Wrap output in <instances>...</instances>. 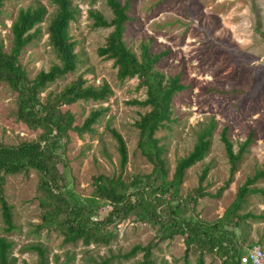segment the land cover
Wrapping results in <instances>:
<instances>
[{"label": "rangeland", "instance_id": "rangeland-1", "mask_svg": "<svg viewBox=\"0 0 264 264\" xmlns=\"http://www.w3.org/2000/svg\"><path fill=\"white\" fill-rule=\"evenodd\" d=\"M127 6L129 21L123 40L137 57L141 44L151 53L164 54L155 70L165 77L178 76L185 89L174 95L171 117L155 134L162 148L168 179L177 161L185 157L196 141L199 129L210 120L216 123L206 157L186 171L176 195L167 193L164 203H157L160 222L167 223L169 207L178 206L177 219L212 223L220 219L234 201L238 188L264 165V0H119ZM76 9L69 26L75 43L77 69L46 86L39 95L43 104L81 77L87 84H108L111 95L104 102H77L59 108L61 114L73 117V127L80 128L92 111H101L92 132L70 130L60 142L54 161L58 171L59 188L65 196L91 198L94 179L103 175L120 179L129 185L136 176H148L152 165L138 149L136 123L149 109L131 105L133 100L145 99V87L136 77L119 81L113 61L98 55L111 28H97L90 12L108 21L112 13L105 0H71ZM45 8L40 35L27 45L19 63L32 80L41 71L58 64L49 45L47 28L56 14L52 0H9L0 10V46L9 53L12 46L11 26L20 9ZM17 94L0 83V145L17 146L34 142L42 134L30 129L15 116ZM227 129V137L237 151L238 145L252 133L253 142L244 154L237 171L230 178L229 164L219 135ZM123 138L127 162L119 165L116 143L110 131ZM208 168L206 179L199 184L201 171ZM3 193L11 206L14 229L5 233L0 219V237L12 243V264H139L143 253L126 259L135 246L151 247L150 264H221L215 252H201L195 246L186 249L184 238L174 235L160 240L159 225L141 221L135 212L113 218L106 232L111 236L105 244L84 246L80 241L63 244L56 228L44 227L45 192L41 175L33 170L5 176ZM228 182V184H227ZM155 186V180H147ZM227 184V185H226ZM253 187L264 190V181ZM148 189V186H145ZM201 194V195H200ZM134 201V198H131ZM168 203V204H166ZM111 211L102 204L93 222L105 221ZM251 213L264 216V197L248 195L240 215ZM243 248L259 246L264 250V221L247 218L236 230ZM44 251L43 262L39 253Z\"/></svg>", "mask_w": 264, "mask_h": 264}, {"label": "trees", "instance_id": "trees-1", "mask_svg": "<svg viewBox=\"0 0 264 264\" xmlns=\"http://www.w3.org/2000/svg\"><path fill=\"white\" fill-rule=\"evenodd\" d=\"M6 1L9 0H0V10ZM105 1L112 13L111 20L108 21L98 13L90 12L95 27L111 28L104 46L100 47L97 53L113 61L119 81L136 77L146 89V97L143 101L133 100L130 104L149 109L140 116L136 129L138 130L137 149L152 165V172L145 177L136 176L129 185H125L120 179H109L100 175L94 179L95 190L91 198H79L72 193L68 196L63 194L59 188V178L64 171L59 172L58 165L54 161L56 150L60 142L67 137L68 131L74 130L79 135L82 132H92L91 126L96 123L101 111L90 112L82 126L76 128L73 127V117L68 113L61 114L59 108L80 101L104 102L112 92L106 83L93 86L78 77L53 99L47 97L41 104L39 95L46 86L74 73L77 69L75 43L69 35V26L77 11L72 7L71 0H52L56 6V14L47 28V35L49 45L59 63L52 65L48 71L39 72L30 80L19 63V56L22 50L40 35L37 26L42 23L46 11L41 6L20 9L11 26L10 52L5 53L0 46V83H5L17 94L15 113L17 120L30 129L42 130V134L34 142L21 143L17 146L0 145V219L4 232L9 233L14 229L11 206L3 193L4 177L33 170L41 175V187L46 194L41 201L44 207V227L56 228L63 237V244H75L79 241L84 246L105 244L107 238L111 236L106 232V228L114 222L113 218L126 217L131 212H135L141 221L159 225L160 240L180 235L185 239L187 250L195 246L201 252H215L222 259L221 264H241V257L251 247H242L236 230L241 228L245 219L264 221V216H255L251 213L240 215L239 212L248 195L264 197V190L253 187L258 182L264 181V165L238 188L234 201L220 219L212 223L177 219L179 207L175 206L173 209L169 207L168 222H160V218L165 215L158 213L156 204L164 203L163 196L169 192L176 195L186 171L206 157L216 123L210 120L199 129L192 150L177 161L169 180L165 161L161 157L162 148L158 145L155 134L166 122H169L172 114V99L185 87L180 83L178 76L165 77L155 70V66L164 54L151 53L147 45L141 44L140 56L137 58L126 47L123 35L125 25L129 21L127 6L122 5L119 0ZM110 134L116 143L119 165L124 167L127 162L125 142L116 131L111 130ZM219 139L229 164L230 180L244 154L248 152L253 136L249 133L246 140L238 145L237 151H234V146L227 137L226 128L221 130ZM208 171L207 167L201 171L199 184L206 179ZM149 179L155 180L157 184L152 186L146 183ZM145 186H148V189H145ZM131 198H134V201H131ZM102 204H109L111 211L105 221L93 222L92 217L97 216ZM11 248L12 243L0 237V264H12ZM33 249L39 253L43 262L44 251L39 247ZM137 252L143 253V261L139 264L151 263L150 246H135L125 258L128 259ZM197 264H202L201 258Z\"/></svg>", "mask_w": 264, "mask_h": 264}, {"label": "built area", "instance_id": "built-area-1", "mask_svg": "<svg viewBox=\"0 0 264 264\" xmlns=\"http://www.w3.org/2000/svg\"><path fill=\"white\" fill-rule=\"evenodd\" d=\"M241 264H264V250L259 246L247 249L240 259Z\"/></svg>", "mask_w": 264, "mask_h": 264}]
</instances>
